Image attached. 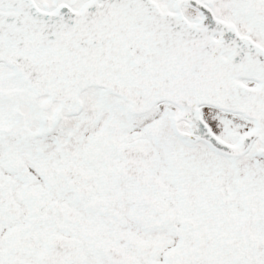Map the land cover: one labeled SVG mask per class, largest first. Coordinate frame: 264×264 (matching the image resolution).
<instances>
[{
  "label": "snow or ice",
  "instance_id": "obj_1",
  "mask_svg": "<svg viewBox=\"0 0 264 264\" xmlns=\"http://www.w3.org/2000/svg\"><path fill=\"white\" fill-rule=\"evenodd\" d=\"M0 264H264V0H0Z\"/></svg>",
  "mask_w": 264,
  "mask_h": 264
}]
</instances>
